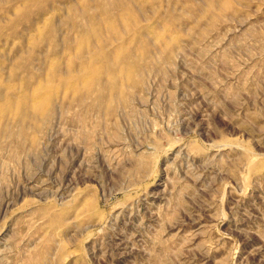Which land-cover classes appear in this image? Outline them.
<instances>
[{
    "label": "rangeland",
    "instance_id": "374dc122",
    "mask_svg": "<svg viewBox=\"0 0 264 264\" xmlns=\"http://www.w3.org/2000/svg\"><path fill=\"white\" fill-rule=\"evenodd\" d=\"M0 264H264V0H0Z\"/></svg>",
    "mask_w": 264,
    "mask_h": 264
}]
</instances>
